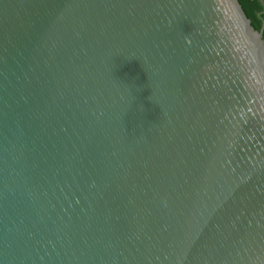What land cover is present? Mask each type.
Segmentation results:
<instances>
[{
	"label": "water",
	"instance_id": "95a60500",
	"mask_svg": "<svg viewBox=\"0 0 264 264\" xmlns=\"http://www.w3.org/2000/svg\"><path fill=\"white\" fill-rule=\"evenodd\" d=\"M240 0H0V264H264V40Z\"/></svg>",
	"mask_w": 264,
	"mask_h": 264
},
{
	"label": "trees",
	"instance_id": "16d2710c",
	"mask_svg": "<svg viewBox=\"0 0 264 264\" xmlns=\"http://www.w3.org/2000/svg\"><path fill=\"white\" fill-rule=\"evenodd\" d=\"M264 40V0H240Z\"/></svg>",
	"mask_w": 264,
	"mask_h": 264
},
{
	"label": "flooded vegetation",
	"instance_id": "af4514ba",
	"mask_svg": "<svg viewBox=\"0 0 264 264\" xmlns=\"http://www.w3.org/2000/svg\"><path fill=\"white\" fill-rule=\"evenodd\" d=\"M263 8H264V4H263Z\"/></svg>",
	"mask_w": 264,
	"mask_h": 264
}]
</instances>
